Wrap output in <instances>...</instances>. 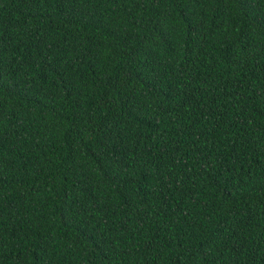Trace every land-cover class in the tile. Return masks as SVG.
<instances>
[{"label":"trees","instance_id":"16d2710c","mask_svg":"<svg viewBox=\"0 0 264 264\" xmlns=\"http://www.w3.org/2000/svg\"><path fill=\"white\" fill-rule=\"evenodd\" d=\"M0 264H264V0H0Z\"/></svg>","mask_w":264,"mask_h":264}]
</instances>
